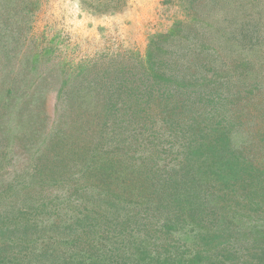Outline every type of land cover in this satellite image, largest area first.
I'll list each match as a JSON object with an SVG mask.
<instances>
[{"label":"rangeland","instance_id":"374dc122","mask_svg":"<svg viewBox=\"0 0 264 264\" xmlns=\"http://www.w3.org/2000/svg\"><path fill=\"white\" fill-rule=\"evenodd\" d=\"M224 247L264 264V0H0V264Z\"/></svg>","mask_w":264,"mask_h":264},{"label":"trees","instance_id":"16d2710c","mask_svg":"<svg viewBox=\"0 0 264 264\" xmlns=\"http://www.w3.org/2000/svg\"><path fill=\"white\" fill-rule=\"evenodd\" d=\"M135 216H136L135 215V212H133V214H132L131 217L132 218H135ZM129 219H130V215H129V218H127V220H129ZM219 245H220V242L219 243H215L213 245L214 246L213 248H216ZM224 249H225V247L224 248H220V252H218L220 258L218 260L214 261L213 264H217L219 262H220V264H235L234 259H236V258H237V260L240 259V256L238 255V250L237 249H236V252H235V250L229 251L230 250L229 249V250H227L225 252V254L223 253V250ZM210 250H212V246L209 244L208 247H207V249H206V251H210ZM215 250L216 249H214V253H217ZM258 257L264 259L263 256H261V255L259 256V254H258ZM244 261H245V264H247V263L250 264L251 263V261L248 259V257L247 258L245 257L244 260H243V262ZM188 262H189V260H188ZM205 264H206V262H205ZM207 264H211L210 261L207 262Z\"/></svg>","mask_w":264,"mask_h":264}]
</instances>
